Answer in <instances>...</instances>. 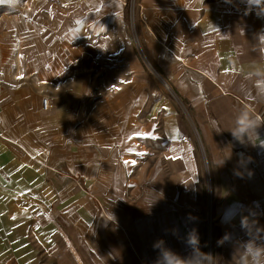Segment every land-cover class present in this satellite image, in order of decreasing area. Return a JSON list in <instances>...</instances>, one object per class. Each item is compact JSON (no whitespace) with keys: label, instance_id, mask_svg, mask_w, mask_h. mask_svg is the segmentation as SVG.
Instances as JSON below:
<instances>
[{"label":"crops","instance_id":"0c3cea01","mask_svg":"<svg viewBox=\"0 0 264 264\" xmlns=\"http://www.w3.org/2000/svg\"><path fill=\"white\" fill-rule=\"evenodd\" d=\"M124 2L91 0L87 14L103 17L83 24L73 11L66 34L57 11L52 33L44 23H25L20 46L17 37L2 45L0 78L35 79L33 88L16 87L17 80L7 92L0 88L7 93L0 96L6 264H156L159 240L182 260L197 253L196 264H205L192 125L213 172L215 264H239L240 245L252 238L243 219L264 229V123L243 143L229 131L242 108L264 122L257 40L264 18L246 14L244 0H138L141 44L186 114L161 94L136 53ZM41 91L57 99L48 111ZM256 243L264 246V231Z\"/></svg>","mask_w":264,"mask_h":264},{"label":"rangeland","instance_id":"374dc122","mask_svg":"<svg viewBox=\"0 0 264 264\" xmlns=\"http://www.w3.org/2000/svg\"><path fill=\"white\" fill-rule=\"evenodd\" d=\"M115 1V0H110ZM125 2V16L128 25V38L132 44H135V51L136 53L143 59L145 63L146 69L149 71L150 75L152 76L155 85L161 92V94L165 95V98L169 100L171 103L176 104V108H179L182 112L184 111L187 114L186 108L180 104L178 97L173 93L172 89H166L164 83L160 81V78L157 76V69L151 63L149 58L147 57L145 50L141 44L139 32H138V21H137V4L138 0H124ZM91 0H0V54L4 55L7 51L6 46H2L3 44L8 45L10 40L18 37L19 30L23 27L24 24L27 23L31 29L39 24L44 23L45 30L51 31L52 33L55 28V21L56 16L59 15L57 11L63 10V28L65 27V34L67 29L68 22L70 23L71 16L73 15V11L79 12V18L83 24H86L90 19V16H94L98 19L103 17L102 14H94L89 15L87 14L88 5H92L93 3L89 4ZM22 32V31H20ZM134 42V43H133ZM81 45H87L86 41L80 40ZM6 49V50H4ZM35 80L27 79V78H19L17 82H13L14 80L3 77L0 78V88L3 92H7V89L10 86H14L18 84L16 87H27L33 88L34 85H31V81ZM2 98H7V93L3 94L0 93ZM39 97L42 101L43 98L48 97L42 91L39 92ZM52 102L56 101V98L51 99L48 97ZM51 109V108H50ZM48 111V110H47ZM187 117V115H186ZM190 117V116H189ZM194 130V137L197 141V147L199 152V157L201 160L202 165V175H201V182L200 186L203 190L205 196V209H204V216H203V223H204V231H205V239H206V252H205V264H215L214 260V253L212 252V233L214 232V220H213V213L215 209V196L213 190V172L210 167V161L207 157L205 152L204 146L200 139L198 132L196 131L195 127L192 125ZM8 255V254H6ZM0 264H6L2 258H0ZM11 264H17L16 262L11 261Z\"/></svg>","mask_w":264,"mask_h":264},{"label":"clouds","instance_id":"9594fccd","mask_svg":"<svg viewBox=\"0 0 264 264\" xmlns=\"http://www.w3.org/2000/svg\"><path fill=\"white\" fill-rule=\"evenodd\" d=\"M227 2L230 3L231 0H227ZM244 2L248 6L246 14L255 10L259 17L264 18V0H244ZM257 40L259 41L261 52L264 53V31L257 34ZM258 83H264V80L258 81ZM261 123L264 122L258 121V119L250 113L248 108H242L237 113L234 119V126L229 129V131H231L234 139L243 143L245 136H248L250 140H252L253 135L257 137L256 129ZM215 131L219 132L221 130L217 128ZM223 163L224 160L221 161L220 165ZM237 175H240V173L238 172ZM249 175H251V173H249ZM241 226L252 238L248 242L240 245L242 254L239 257V264H264V246H260L256 243L260 238V233L264 231V229L257 228L255 223H250L247 218L242 220ZM227 240H229V236L225 235L220 243H224ZM188 243L194 248L198 245V237L195 232L189 234ZM153 247L154 249H159V258L156 264H196L197 253L192 259L186 261L166 248L163 240L155 242Z\"/></svg>","mask_w":264,"mask_h":264},{"label":"bare ground","instance_id":"6f19581e","mask_svg":"<svg viewBox=\"0 0 264 264\" xmlns=\"http://www.w3.org/2000/svg\"><path fill=\"white\" fill-rule=\"evenodd\" d=\"M21 41H22V40H20V37H17V41H16V42H17L18 46H20V44L22 43ZM16 55H17L16 59H17L18 69H20V68H21V65H22V61H21V48L17 51ZM14 80H19V78L16 77ZM164 85H165L166 89L171 90L170 87L167 85V83H164ZM45 98H46V97H45ZM42 101H43V99H42ZM42 101H41V102H42ZM42 104H43V103H42ZM2 148H3V144L0 142V150H1ZM0 165H1V159H0ZM9 172H10V174H11L12 171H9ZM13 178H14V180H15L17 183H20V184H25V183L27 182V181H26V178L23 177V176L14 175ZM0 181H4V183H5V179L2 177L1 174H0Z\"/></svg>","mask_w":264,"mask_h":264},{"label":"built area","instance_id":"2783aa9c","mask_svg":"<svg viewBox=\"0 0 264 264\" xmlns=\"http://www.w3.org/2000/svg\"><path fill=\"white\" fill-rule=\"evenodd\" d=\"M257 14V13H256ZM42 106L45 111L49 110L52 107L51 101L48 97L43 98ZM165 168L168 169V164H164ZM212 239V238H211Z\"/></svg>","mask_w":264,"mask_h":264},{"label":"snow or ice","instance_id":"6c2138e0","mask_svg":"<svg viewBox=\"0 0 264 264\" xmlns=\"http://www.w3.org/2000/svg\"><path fill=\"white\" fill-rule=\"evenodd\" d=\"M127 163V162H126Z\"/></svg>","mask_w":264,"mask_h":264}]
</instances>
